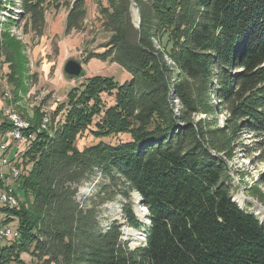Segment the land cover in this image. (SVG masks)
I'll list each match as a JSON object with an SVG mask.
<instances>
[{"label":"trees","instance_id":"trees-1","mask_svg":"<svg viewBox=\"0 0 264 264\" xmlns=\"http://www.w3.org/2000/svg\"><path fill=\"white\" fill-rule=\"evenodd\" d=\"M87 1L108 35L105 52L88 61L115 63L130 80L90 77L51 114L52 134L31 123L26 135L34 139L16 160L18 205L1 209L0 229L16 222L19 238L0 239V264H28L23 255L36 264H264V222L234 201L228 162L246 135L251 145H239L264 163V0H20L21 21L7 19L0 32L14 97L28 72L12 27L41 37L46 14L67 8L65 35L83 31ZM9 128L2 124L0 135ZM86 132L100 141L79 149ZM97 173L107 183L82 207L78 188ZM118 184L126 198L135 191L148 213L137 247L118 222L99 223L97 205L113 200ZM250 189L264 208V195ZM124 213L140 226L131 206Z\"/></svg>","mask_w":264,"mask_h":264},{"label":"rangeland","instance_id":"rangeland-1","mask_svg":"<svg viewBox=\"0 0 264 264\" xmlns=\"http://www.w3.org/2000/svg\"><path fill=\"white\" fill-rule=\"evenodd\" d=\"M12 1V6L9 5L7 8L1 10L5 14H0V32L3 31L7 19L13 18L15 21H21V17H19L23 13L21 10V2L20 0ZM0 2L8 3L9 1L0 0ZM92 2L93 6L90 7V5H88L87 7L88 16L86 17L83 31L72 32L70 35H64L63 33L57 37H49L47 33L44 32L43 36L33 39L34 36L26 34L25 32L23 33L21 27L15 26L10 30V34L12 36L14 35L21 44L20 48L18 47V53L24 62L25 72H28V76L24 80V90L19 91L18 96L14 97L12 88L8 83L6 84V82H4L5 65L2 63V58L0 57V64L2 63L0 67V91L1 95L9 94L11 97L4 98L7 103L5 107L12 106L14 110L29 123L38 122V127H41L45 117H47L46 112L51 115L62 103H67L69 91L72 88L80 87L86 82V79L90 77H112L119 84L130 80L129 74L115 63H111L110 61H98L96 58L88 61L91 53H104L105 50H103V46L107 43L104 37L105 34L100 31L101 23L99 21L98 7L94 1ZM62 9L67 10V8ZM138 20L137 11L134 10V22L137 26ZM15 32L16 34H14ZM69 60L80 62L83 65V72L79 78H71L64 73V66ZM32 77L34 78L31 82L30 78ZM103 99L107 103H111L112 101L108 96H103ZM5 107L3 109H5ZM38 115L41 116L40 119ZM49 117L51 122H49L50 125L48 126L49 131L42 129L40 132L47 134L53 133L54 126L51 127L52 119L51 116ZM64 119L65 114L61 112L56 117V123L64 121ZM225 120L226 115L220 116L218 118V125L223 127L225 125ZM123 139L124 136H120L117 138L105 139L103 141L116 143ZM99 141L100 140L95 139L89 132H86L79 137L77 147L83 149ZM252 142L253 139L246 135L237 140L233 148L232 158L228 162L234 179V201L241 209L255 215L262 221L259 211L260 208L262 209V206L255 199L248 196L246 189L252 188L255 189L254 191L256 193L264 195V183L260 181L261 174H264V163L261 164L258 160H255L256 162L254 163L252 161L254 156L247 152V149L245 150L239 145L245 144L250 146ZM25 148L26 145L18 148L15 144L11 149V154L15 150H17L18 153ZM17 169L21 175L18 166ZM19 179L20 177L14 179V182H10L12 183V186L10 185L13 189L12 194H14L16 199L17 197L14 191L18 185ZM103 183L106 184L107 182L103 179L101 174L97 173L93 175L90 180L83 183L78 188L76 196L78 203L82 207H85L86 205H90L92 201H97L96 198L101 190L100 188L104 185ZM3 184H0L1 188ZM118 191L120 192L113 200L107 199L103 203L97 205L99 223L101 227L107 228L113 222H118L123 232L125 242L128 243L131 248L137 247L143 243L145 228L150 224L147 216L148 213L144 210L145 207L141 202V198L135 191H130L127 198L123 194L126 192V188L122 184H118ZM127 206L132 207L136 220L140 223L139 227L133 226L130 221L125 219L124 210ZM2 207L5 206L0 203V209H2ZM5 216L6 214L0 211V222L4 220ZM16 225V222H12L4 227H10L14 231H17L15 230ZM129 230L133 231V233L127 234ZM5 241L12 242L11 240ZM23 259L28 264H36L28 255H23Z\"/></svg>","mask_w":264,"mask_h":264},{"label":"built area","instance_id":"built-area-1","mask_svg":"<svg viewBox=\"0 0 264 264\" xmlns=\"http://www.w3.org/2000/svg\"><path fill=\"white\" fill-rule=\"evenodd\" d=\"M6 66V65H5ZM4 82L7 83L6 72L4 75ZM3 98H6L7 95H2ZM47 116H51L49 113L46 112ZM3 116V113H2ZM5 119L4 122H8L6 117L3 116ZM11 124L12 130V137L10 139H3V149H1L0 154V175L6 176V184H3L0 193V202H8L13 204V196H9L7 193V185L8 182L14 179V173L17 172V163L16 160L18 159V153L15 152L14 155L11 154V149L13 146L20 148L24 141L34 139L32 135L30 138H22L21 137V130L24 129V122L17 120L16 122H8ZM7 170V171H6ZM19 236V233H11L8 231V237H1L0 232V239L1 240H16Z\"/></svg>","mask_w":264,"mask_h":264},{"label":"bare ground","instance_id":"bare-ground-1","mask_svg":"<svg viewBox=\"0 0 264 264\" xmlns=\"http://www.w3.org/2000/svg\"><path fill=\"white\" fill-rule=\"evenodd\" d=\"M138 22H139V20H138ZM19 31V30H18ZM20 33H21V31H20ZM14 34H16V32L14 33ZM14 36V35H13ZM22 36V35H21ZM21 38V37H20ZM3 81V80H2ZM7 84V83H6ZM8 86V85H7ZM11 86V85H10ZM10 88V87H9ZM4 92V91H3ZM3 94V93H2ZM5 95H7L6 96V98H11L10 97V95L9 94H5ZM11 102V101H10ZM3 111H4V116L6 117V120L8 121V122H16L17 120H19V121H21V122H24V129L23 130H21V137L22 138H30L32 135H26V132L28 131H30V128H31V126H32V124L31 123H29L28 121H26V120H24L23 119V117L18 113V112H16L15 110H14V108L12 107V106H8V107H5V109H3ZM46 116V115H45ZM44 119V118H43ZM42 121V120H41ZM50 117L49 116H47V117H45V119H44V121H43V123H42V125H41V127H39V129H38V132H40L42 129H45V130H48L49 131V125H50ZM6 124H9L10 125V128L4 133V134H2V135H0L1 137H0V154H1V149H3V139H10L11 137H12V130H11V124L10 123H7L6 122ZM47 131V132H48ZM42 133V132H41ZM44 133V132H43ZM27 142H28V140L27 141H24L23 142V144L21 145V146H24V145H27ZM22 173V172H21ZM20 177V172L18 171V169H17V172L16 173H14V179H18ZM14 179L13 180H11V181H9L8 182V190H7V193H8V195L9 196H13V204L12 203H8V202H0V203H2L5 207H7V208H9V209H13V208H15V207H17V205H18V202H17V199L15 198V196H14V194H12L13 193V189H12V183H10V182H14ZM3 184V183H6V176H3V175H0V184ZM11 185V186H10ZM15 192V191H14ZM17 192V191H16ZM146 212H147V210H146V208L144 209ZM259 211H260V215H261V219H262V221L264 222V211L260 208L259 209ZM10 229H11V233H18L17 231H14L12 228H10V227H2L1 229H0V232H1V237H8V231H10ZM132 234L133 233V231H131V230H129L128 232H127V234ZM19 237V236H18ZM17 237V238H18ZM144 237V240H143V242H145L146 241V233H145V235L143 236ZM16 238V239H17Z\"/></svg>","mask_w":264,"mask_h":264},{"label":"crops","instance_id":"crops-1","mask_svg":"<svg viewBox=\"0 0 264 264\" xmlns=\"http://www.w3.org/2000/svg\"><path fill=\"white\" fill-rule=\"evenodd\" d=\"M88 5L93 6V2L92 1H87V7ZM56 14V15H55ZM67 15H68V11L65 9H62L61 11L59 12H55L54 10H51L49 11L47 14H46V27H45V33H47V36L49 37H57V36H60L61 34L64 33L65 35V24H66V18H67ZM87 16H88V12H87ZM86 22V20H85ZM101 30V33L104 31L102 30V28H100ZM104 37H105V40L107 41V38H108V35L106 33H104ZM104 52V51H103ZM102 53V52H101ZM101 53H97V54H101ZM92 59H95V58H92ZM97 59V58H96ZM98 60V59H97ZM91 61V60H90ZM99 61V60H98ZM101 61V60H100ZM5 72L7 73L8 70H7V66H5ZM6 102L3 98V96L1 95V91H0V127L2 124H6L5 119L3 118L2 116V110L3 108L6 106ZM3 114H4V111H3ZM5 117V116H4ZM8 123V122H7ZM1 137V136H0ZM17 150H15L12 155L16 152ZM0 189H1V186H0ZM1 211V209H0Z\"/></svg>","mask_w":264,"mask_h":264},{"label":"water","instance_id":"water-1","mask_svg":"<svg viewBox=\"0 0 264 264\" xmlns=\"http://www.w3.org/2000/svg\"><path fill=\"white\" fill-rule=\"evenodd\" d=\"M83 72V65L80 62L69 60L64 66V73L71 78H79ZM264 211V208L262 207Z\"/></svg>","mask_w":264,"mask_h":264}]
</instances>
